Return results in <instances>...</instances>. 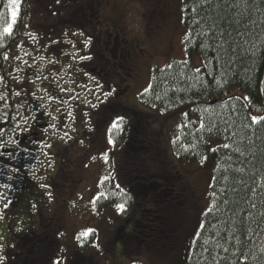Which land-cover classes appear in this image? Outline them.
I'll return each instance as SVG.
<instances>
[{
  "label": "trees",
  "instance_id": "obj_1",
  "mask_svg": "<svg viewBox=\"0 0 264 264\" xmlns=\"http://www.w3.org/2000/svg\"><path fill=\"white\" fill-rule=\"evenodd\" d=\"M130 1L134 0L116 1L121 2V7L119 4L118 7L125 10L124 16L128 11L126 5L130 4ZM162 1L166 2L164 8L161 6ZM35 2L45 11L48 7L54 9L56 5L61 4L56 0ZM80 2L84 4L80 5V13L83 16L80 22L85 28L66 31L51 40V35L36 27L35 9H30L34 6V0H20L13 32L10 35L3 34L2 30L11 17L6 8L9 0H0L1 77L11 58L7 55L8 58L4 59V46L13 43L19 47L24 43L30 54L27 61L33 62L35 68L37 67L36 71L33 70L35 68L31 69L33 75L38 73L34 78L33 75L29 76L28 85L36 86L35 81H48L44 86L38 83V89L34 87L35 91L29 96L32 98V105L36 100L46 106L58 102L65 103L67 91L76 92L78 75L86 70L85 66L80 64V59L88 55V47L92 43L90 36H100L99 31H92L94 28L90 25L91 19L88 16L91 9L86 10L85 6L89 5L96 10L101 0H92V4L86 3L85 0ZM172 3L177 4L176 15L174 25L171 26L173 32L169 29L170 33L167 35L165 22L167 19L171 22L174 14ZM154 7L160 9L156 13L157 20L151 27H147L148 33L145 32L146 35L142 34V37L147 38V35L151 34L150 28L160 24L156 29L157 36L166 38L168 46L172 49L179 43L177 41L175 45L172 44L174 35L182 29L185 32L181 39L182 49L187 55L198 54L202 65L196 68L190 60L174 58L164 66L154 65L148 86L136 98L118 103L116 98L111 97L105 102L109 108L106 110V120L98 113L90 120L92 129L96 131L91 138L85 133L87 129L83 125V116L77 119L76 122L81 123V127L78 126L74 134L75 139H92L94 143H88L85 150L79 146L74 148L72 155L77 161H83L84 154L92 152L95 146H110L109 151L113 152L121 148L119 154H124L123 147L129 134L127 124L121 122L117 128H111L107 124L110 122L108 119L115 113L124 115L132 121L131 126H134L135 122L138 123L136 141L140 148V157L157 159L158 165L163 169L160 172L156 167V179L151 178V181L179 189V182L183 178L178 171L181 168L179 163L197 164L211 173L212 179L204 199V207L201 208L197 203L190 209L189 205H186L192 211L190 213L194 214L192 221L196 223V227L185 229L182 218L178 216L176 220H166L167 226L171 227L170 235L173 241L171 240L169 248L173 250L170 256L176 255L175 263L264 264V121L252 123L251 119L253 116L264 117V0H179V6L176 0H156ZM76 11L78 18V8ZM127 17L126 20L129 21ZM31 21L35 22L30 24ZM120 22L123 23L122 20ZM142 25L144 26L143 23ZM106 29H109L103 32L106 38L110 35L112 41L114 39V46H117L118 30L110 27ZM131 34H127L129 41L137 36ZM63 36L65 38H62ZM53 42H59L63 47H59V50H54L53 47L51 52L45 44H54ZM144 42V39L138 41V47L142 50L144 49L141 45L145 44ZM104 44L105 42L96 43V51H102ZM125 50L126 47L121 43L119 52L124 53ZM40 53L43 56H40ZM19 60L11 62L8 69L10 75H14L11 68L17 67ZM79 76L83 78L82 75ZM13 80L16 79L10 78L9 82ZM235 90L245 93L247 99L236 96L233 93ZM22 91L24 95H28L26 90ZM10 99L12 104H20L18 95ZM126 107L144 109L143 116H147L148 122L136 121L138 117L132 115ZM110 138L114 143H109ZM168 139L175 160L167 150ZM64 144L61 141L60 144L56 143L54 151L60 153ZM226 144L229 147H224ZM107 153L110 158L114 154ZM139 169H143L146 174V169ZM124 172H128V169ZM126 176L131 180L134 177L129 174ZM162 176L164 179H160ZM171 178L173 180L170 181ZM146 179L150 181L149 176ZM125 180H122L119 174L112 173L109 178L99 183L98 195L92 201L97 212L114 209L117 211L116 206L124 204L125 208L121 211L123 216H130L137 209L139 213L144 210L147 212L148 216H142L143 221L152 219L153 211L149 214L148 209L143 210L144 207L138 209L136 198L128 190ZM150 206L152 205L146 207L152 210ZM153 206L158 209L156 204ZM158 220L159 218L154 219L153 224H149L150 227L144 231V235H136L148 246H153L156 238L163 241L168 237L167 233L159 232L161 221ZM115 229L111 233L114 234ZM96 235L90 232L87 236H80L78 241L82 247L91 245L95 242ZM137 245L134 243L135 247ZM142 254L134 255L140 257ZM45 258L42 254L38 261L44 262ZM59 262L61 264V259Z\"/></svg>",
  "mask_w": 264,
  "mask_h": 264
},
{
  "label": "rangeland",
  "instance_id": "obj_2",
  "mask_svg": "<svg viewBox=\"0 0 264 264\" xmlns=\"http://www.w3.org/2000/svg\"><path fill=\"white\" fill-rule=\"evenodd\" d=\"M59 1L61 4L66 5L63 6L59 4L55 6L54 9L56 8V11H50V9L47 8L46 12L42 7L36 5L35 0L33 8H30L31 11L35 9L34 16L36 17V27L43 31L47 30L48 35H51V40L56 39V36L62 34L61 32H65L68 29H72L69 24H71L74 20L75 23H78L83 17L82 13H80L78 14L77 18L76 10L80 6L78 0H74L75 2H73V0ZM85 1L88 2L89 0ZM116 1L117 0H101V6L99 5V11L90 16L93 17L94 15H97V19H100V23H96L97 27L95 28V32H100V30H102L103 33L106 31L107 27L113 29L116 28V30H118V35L116 37L118 47L116 48V50H114V39L112 41V38L108 37L110 41H106L107 38L103 34V40H101V42H106L103 45L104 47L102 51L100 52L104 53L106 57H108L110 60H101L99 62V51H96L97 49H95V47L93 46L92 52L95 56L91 58L89 63H102L104 70H106L107 73L106 75L104 71L102 76L106 79L108 83H115L117 89L115 91V97L117 98V100H124L132 97L131 91L129 89L124 90L123 86L126 84L133 85V81H135V79L133 78V76L135 75H131L130 73L136 72H134L133 69L126 70L122 68L117 64V58L115 57L113 59L112 57L116 54H119V49H121V43H123V46H125L126 48L128 47L131 48V50H134L132 45L137 40L135 41L134 38L129 41V37L127 35L129 33H132L131 35H137V37L139 38L138 41L142 39L146 40V42H144L145 44L141 45L144 51H142L139 47L138 50H136V55L133 53H128V51H126L125 54H122L123 65L126 64L125 67L128 68L127 65L131 66L132 64H134L136 66L137 71H139L141 67V71L143 73L142 79H140L141 81L138 87H136L133 92L134 95L141 92L148 86L152 67L154 65L160 67L164 66L168 61L173 58L178 60H190L196 68H199L202 65V60L198 54L187 55L182 49L183 47L181 46V39L185 33L182 29H180V32L178 31L174 35L172 44L175 45L177 41H179V43H176V48L175 46H173L172 49L170 45L168 46L169 42H167L166 38L162 39L157 36L158 30L156 29L158 26H160V24H158V26L154 25L155 27L150 28L151 34H148L147 38L142 37L143 35L145 36V32L149 30V28L147 27H151V25H153V22L157 20V16L154 15L157 13L158 10H156V13H154L153 15V9L155 8L154 6L156 5V0H134L132 2L130 1L131 3L126 5L128 11L126 10L127 13L125 14V16L123 13V11L125 10L118 7V4L121 7V2ZM176 1H178L179 6V0ZM122 3L125 4L124 2ZM164 4L166 5V2L162 1L161 6ZM172 5L174 6V14L172 15L171 22L168 19L167 22H165L167 26V35L172 30L171 26L174 25L173 21L176 15L175 8L177 4L174 5L172 3ZM64 17H68V19L65 20V24H63ZM126 17L127 19H129V21L126 20ZM121 20L123 23L120 22ZM159 20L161 22L160 18ZM142 23L144 24V26L142 25ZM169 29L170 31H168ZM172 32L173 31H171V33ZM53 43L56 44L55 48H61L59 42ZM90 48L91 46L88 47L89 52ZM151 52L152 54H150ZM126 61H128V63H125ZM143 70L146 71L145 77ZM147 76L148 79H146ZM136 82L137 81H135L134 84H136ZM9 88L13 91L21 90L23 89V83L17 80L10 81ZM233 93L243 100L247 99V95L239 90H235L233 91ZM103 112L104 110H102L99 114ZM85 133L89 138H91L93 135L96 134V131L89 127ZM55 134L56 133H54V135ZM61 134L65 135V137L63 138L65 144L63 145V149L61 150L62 155L60 157L55 158V156H53L52 158L50 154L43 155L44 158L47 157V159H45L43 162L40 161L41 157L31 160L28 159L30 174L27 175L23 171L20 172V176H16L18 178L19 187L22 186L25 180H30L31 184L27 186L25 192H21L20 189L24 187L22 186L19 189L20 191L18 190L16 192L17 194L21 192L20 195L16 197V199L11 200V198H7L10 200L9 209H6V215H2V213L0 214V218L5 216L4 228L0 226V246H2L3 242L6 243L9 240L8 227H11L10 229H13V231L18 229L19 232L23 227H26L28 225L34 226L35 219L39 217L42 223L41 225L44 227V229L49 230L50 236L52 234L56 235L57 233H59V235L56 236L60 241L58 247L60 246V250H64L66 253L69 252V250H72L78 244L77 238L79 235H82V233L88 230L100 231L99 237L102 238L101 243H103V252L100 251L102 253H100L99 255H94L91 253L92 249L88 251L84 250L82 253L79 252L78 254L73 255L71 264H132L135 262H140L142 264H176V255L174 254L172 255V257L170 256V253L173 250L172 248H169V246L171 244V240L173 241V239L170 235L171 227L167 226L168 223L166 222V220L170 222L174 218L176 220L178 216L182 218L181 221L184 224L183 227L185 229H194L196 227V223L192 221L194 218V214H191L190 211L185 208V205L181 202L182 197H178L174 200H168L167 198H163L164 193H166V191H163L161 194H159V188H157V190L154 191V193L151 195L149 194L150 192L146 193V189L144 190L142 187L138 186L135 189V192L138 196V209L139 207H144L143 210L148 209L149 207H146L147 205L156 204V206H158L157 215L160 216L158 222L161 221V225L159 226L158 230L160 233L164 232L167 233L166 235H168V237H166V239L163 241H159L160 238L154 239L155 244L153 246H148L144 244V242H142L141 239H138L137 236L139 237L140 234L144 235L143 230L146 227H144L145 225L142 226L139 223H135L133 217L137 214V218L142 221L141 219L143 218V215L148 216L145 210L144 212H142V214L139 213V211L136 209L132 213V217H127L128 219L125 220L122 224L119 222L120 219H116V209L105 210L103 212L97 213L92 208V206L89 205L93 200V198L91 199V197L96 196L98 194L99 183L111 175L112 169L110 168L109 163H115L113 161V158H104L102 160H96L88 166L89 168H80L78 167V161L72 158L70 155L73 154L74 148L78 146L79 148L85 150L86 146L91 143V140L87 138L73 139L72 135L74 133L71 129H66ZM0 143V146H4L6 142L4 143L3 141H1ZM163 143L164 140L161 141V144ZM125 150V155H127L128 152L130 153L127 148ZM118 152L119 150L116 151V154H118ZM4 159L7 158L0 157V160ZM12 163L13 165H16L17 163H19V160L11 162L10 164ZM158 164L159 163L157 159H142L140 155L138 158L128 157L126 162L119 163V165H117L118 174L120 175V177H122V180H124V173H126L124 172V170L126 171V169H128V172L131 171L132 173L136 174L137 178L133 179L129 183L130 185H132L136 181L143 182L142 178L140 177L141 174L144 176H153V179H156V166L159 168V170H161L160 172L163 171V169H161L162 167L160 168ZM41 165H43V172L39 173L37 171ZM7 166L8 164H5L4 166L0 165V175L3 171L8 168ZM122 167L124 168V170ZM139 168L146 169L148 172H150V174H143V169L142 171H140ZM170 169L173 170V167L170 166ZM179 173L182 174V176L192 184L193 192L197 197V202L199 203L198 205L203 208L205 199L204 187L205 192L207 194L208 187L211 182V173L201 169L199 166L194 167V165H182V168H180ZM44 175H47V180L37 179V176ZM184 178L180 180L179 184L184 185V187H187L189 189L188 183ZM160 179H164V177L162 176L160 177ZM171 180H173V178H171L170 181ZM126 181H128V179ZM69 187H74V190L72 191V194L68 197ZM161 188L164 189L165 187L162 185ZM5 191L11 192L8 191V189ZM156 193L160 195L161 198ZM3 196L4 192L0 187V203L3 201ZM148 196L154 197H152V202L154 200L153 203L148 200ZM163 202L164 205L162 204ZM11 210V215L7 216V214H9ZM204 210H206V208ZM175 220L173 221L174 223ZM116 221L118 223V226H120L119 230L122 229L120 230V234L122 232H129L127 234H122L121 236L115 234L114 238L111 239L113 235L110 233L114 230V228H116V224H114ZM144 223H147V220H144ZM166 226L168 227V229ZM126 229L129 230L125 231ZM156 231L157 229L153 233L155 234ZM26 232L31 233L32 231L30 232L29 230V232ZM33 234L34 232H32V234L29 236L30 243H32ZM41 234H43L42 231ZM133 234L137 236L135 237ZM22 235L24 237L26 236V234L24 233ZM46 235L44 236V239L46 238ZM114 239L116 241L115 244L112 243ZM133 242L138 245L135 247ZM17 244L18 242L16 241L14 246ZM142 244H144L143 247ZM1 249L2 248H0V251ZM17 252H19V250ZM122 253H125V255H122ZM106 254L113 258L108 257ZM134 254L142 255H140V257H137ZM150 254H152L153 257H149ZM51 255L56 257V255H58V252H55V250H53L51 252ZM16 260L18 261L19 258H16ZM61 264H66V261L64 260Z\"/></svg>",
  "mask_w": 264,
  "mask_h": 264
},
{
  "label": "flooded vegetation",
  "instance_id": "obj_3",
  "mask_svg": "<svg viewBox=\"0 0 264 264\" xmlns=\"http://www.w3.org/2000/svg\"><path fill=\"white\" fill-rule=\"evenodd\" d=\"M78 2L80 5H84L82 2H80V0H78ZM86 3L92 4V0H89ZM64 5L66 4H63V6ZM99 5L101 6V3H99ZM99 5L96 10H93V7L89 5L85 6L86 10L88 8L91 9V12L88 14V16L91 19L90 23L93 25V28L97 27L96 23H100V19H97V15H94L93 17H91L90 15L99 11ZM162 6L164 8L165 4ZM158 9L155 8L154 12L156 13V10ZM81 10L82 6H79L78 13H80ZM78 26L80 28H85L82 22H78ZM43 32L47 33V30H44ZM55 45L56 44H45V47L49 48L51 51L54 49L53 47H55ZM4 47V51L7 55L14 59H16L17 57L18 59H20L18 61L20 64H18L17 67L11 68L14 75H10L7 69L8 72L5 70V73L2 75V79H0V97H3L2 99H0V129H3L2 131H0V142H6L5 144L3 143L4 146H0V157L7 158L4 159V162L8 163L15 162L17 160L23 163L25 161H28V159H37L39 157H42L43 154L48 153H51L52 156L58 158V155H60V153L59 151L55 152L54 147L56 143L60 144V132H63L65 129H72L74 132H77V128L81 125V123H77L76 121L77 119L82 118L85 113L81 115V105L77 104L75 106V112L72 117L73 122L68 123L69 121L67 120L66 115H68L69 113L65 112V103L58 102V104L53 103L46 106V104L40 103L38 100H36L34 102V105H32V98H30L29 96L30 94H32V92L35 91L34 87L38 89V83L44 86L48 84V81H35V83L37 82L36 86L31 84L28 85V82H30V80L28 81L29 76L33 75V71L31 69L35 68V66L33 62L27 61V57H30V54H28L27 52V46L23 43L22 45H19L18 48H16V45L12 43L10 45L6 44ZM61 47L63 46L61 45ZM54 50H56V48ZM126 50L128 51V53H133L136 55V50L138 49L134 48V50H131V48L127 47ZM41 55L43 56L42 53H40V56ZM9 61L11 62L10 59ZM100 61L101 58L99 59V62ZM125 63H128V61H126ZM80 64L84 65L86 70L80 72L79 75H82L83 79H81V76L78 75V80L85 81L86 77H92L93 82V80L102 78L104 72V68L101 67L103 66L102 63L93 64L89 63L86 59H80ZM127 66V70L135 68V66H133V68H131L129 65ZM122 67L125 68V66L123 65ZM33 70L36 71L37 67ZM104 73L107 75L106 70ZM37 74H34L33 78ZM10 78L16 79L17 81L23 83V89L18 91H13L12 89H10ZM22 90H26L28 92V95H24L25 93ZM17 92L19 93L18 96L20 99V104H12L10 98L15 97V93ZM66 100L71 102L70 97H66ZM86 113L88 120H92V118L97 115V113H95V110L93 109L87 111ZM99 115L102 116L103 114L101 113ZM4 116H7V119H2ZM107 124L110 125V122H108ZM83 125L85 126L84 122ZM55 132L57 134L56 137L53 136ZM132 141L136 143L135 146L138 150L139 146L137 144L136 138H134ZM126 145L127 142L125 143V146ZM104 149H106V146L105 148H99L98 146H95L92 152H90L89 154H84V159L92 153H96L97 151H102ZM166 195L168 200L174 198V193L172 191L165 194V196ZM39 225L40 224L38 223L37 226L30 230V232H34L32 243H30L29 240V236L32 234V232H26V236L24 237L22 235L16 247H12V249L8 252L6 260V262L8 261V264H45L43 261H38L40 259V256L45 252V250L41 246L43 242L39 239V237L43 238L45 235L38 233L40 230ZM18 250L19 252H17ZM16 258H19V260L17 261Z\"/></svg>",
  "mask_w": 264,
  "mask_h": 264
},
{
  "label": "snow or ice",
  "instance_id": "obj_4",
  "mask_svg": "<svg viewBox=\"0 0 264 264\" xmlns=\"http://www.w3.org/2000/svg\"><path fill=\"white\" fill-rule=\"evenodd\" d=\"M9 13H10V17L11 20L10 22L3 28L2 32L3 34H12L13 32V27L14 24L17 21V17H18V13H19V7H20V0H9ZM85 47H87V42L85 43ZM7 54H5L4 59H7ZM81 59H90V57H81ZM197 71H199V69H197ZM0 79H2V77H0ZM15 95H19V93H15ZM105 95H110V93H107ZM3 97H0V99H2ZM93 107H95V105H93ZM2 119H7V116H4ZM252 123H259L260 121H264V117H257V116H253L252 118ZM123 120L122 117H118L116 121L113 122L112 127L113 128H117L119 127V123ZM3 129H0V131H2ZM109 143H114V141L111 140V138L109 139ZM224 147H229V145H224ZM106 159V156H105ZM43 186V185H42ZM8 205H5V208H7ZM118 210L123 211L125 208L124 204H119L116 206ZM201 227H203V225H201ZM92 230H88L84 233H82V235L87 236L88 232H90ZM55 264H60L59 261H56Z\"/></svg>",
  "mask_w": 264,
  "mask_h": 264
}]
</instances>
